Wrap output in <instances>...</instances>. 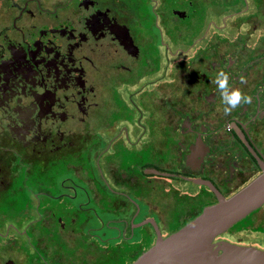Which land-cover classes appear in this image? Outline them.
I'll return each mask as SVG.
<instances>
[{"label": "flooded vegetation", "instance_id": "af4514ba", "mask_svg": "<svg viewBox=\"0 0 264 264\" xmlns=\"http://www.w3.org/2000/svg\"><path fill=\"white\" fill-rule=\"evenodd\" d=\"M213 3L0 0V264L18 239L45 264L130 263L216 202L194 179L229 197L262 173L264 0ZM220 71L249 97L227 114ZM164 207L188 215L167 234ZM218 240L264 251V204Z\"/></svg>", "mask_w": 264, "mask_h": 264}, {"label": "water", "instance_id": "95a60500", "mask_svg": "<svg viewBox=\"0 0 264 264\" xmlns=\"http://www.w3.org/2000/svg\"><path fill=\"white\" fill-rule=\"evenodd\" d=\"M155 173H159L155 171ZM216 202L176 231L162 237L155 227L154 243L129 264H264V251L215 239L264 204V166L249 184L224 197L208 180Z\"/></svg>", "mask_w": 264, "mask_h": 264}, {"label": "rangeland", "instance_id": "374dc122", "mask_svg": "<svg viewBox=\"0 0 264 264\" xmlns=\"http://www.w3.org/2000/svg\"><path fill=\"white\" fill-rule=\"evenodd\" d=\"M169 1V0H167ZM173 3L178 4V5H193L196 4L198 5L201 2L204 1H209V2H214V5H228L231 1L234 0H171ZM184 26L178 22L177 24V32H184ZM157 179V178H156ZM154 181L153 184L149 185L146 184L145 185V191H146V199L152 200V198H156V200H158V202L160 204H162V199L164 196H168L167 192H165L164 190V184L166 183L164 179H158ZM188 184L184 185L181 184L182 188H186L185 186H187ZM196 187L191 188V190L193 191V189ZM198 201V202H195ZM193 207L191 209H193V214L196 215V213H199L201 211V208H203V206H207L209 204L214 203L215 199H213L210 196H207L204 199H195ZM179 207V206H177ZM178 209V208H176ZM164 212H165V219L166 223H165V227H163L162 224V228L166 229L164 230L163 234H167L168 232H172L173 228H175L179 223H183V220L186 219V217L180 218V219H176L174 216L171 215V212L169 210H167L166 207H164ZM182 214V211L179 212V214ZM176 219V220H175ZM237 227L234 226L230 231V233H232V230H236ZM230 233H226L225 237L228 238ZM232 239H236L237 237H241L242 240L250 242L254 237L253 234L250 233V229L249 227H246V230L244 231H240L238 233L235 234H231L230 235ZM76 240V239H75ZM78 241L75 242H65L62 249L65 252V256H67L68 254H70V256H74L77 254L78 249L77 247V243ZM2 245V244H1ZM5 246V245H3ZM7 248V247H6ZM45 253L46 251L43 250ZM39 247H35V248H30V246H28V244L24 243L23 240H17L16 244L13 245L10 249V254L8 255L9 257L11 256L14 264H45V259L43 258V254H45ZM119 251L115 250V247L111 248V249H104L102 251L100 250H96L95 251V256L97 257L96 260L91 259L89 261H82L80 259H77L76 261L73 260H69L68 258H64L63 261L60 262V264H129L127 262L118 260V253ZM43 258V259H42ZM46 260L49 261V263H51V260L49 258H47Z\"/></svg>", "mask_w": 264, "mask_h": 264}, {"label": "clouds", "instance_id": "9594fccd", "mask_svg": "<svg viewBox=\"0 0 264 264\" xmlns=\"http://www.w3.org/2000/svg\"><path fill=\"white\" fill-rule=\"evenodd\" d=\"M216 85L226 105L225 113H230L241 104L248 103L249 97L242 93L239 88L231 87L229 84V75L225 71H220L216 75Z\"/></svg>", "mask_w": 264, "mask_h": 264}]
</instances>
